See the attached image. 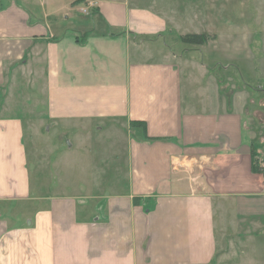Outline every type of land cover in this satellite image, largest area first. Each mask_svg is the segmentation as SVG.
<instances>
[{"label":"crops","instance_id":"1","mask_svg":"<svg viewBox=\"0 0 264 264\" xmlns=\"http://www.w3.org/2000/svg\"><path fill=\"white\" fill-rule=\"evenodd\" d=\"M259 21L264 0H0V264H264ZM102 150L121 179L67 175Z\"/></svg>","mask_w":264,"mask_h":264},{"label":"rangeland","instance_id":"2","mask_svg":"<svg viewBox=\"0 0 264 264\" xmlns=\"http://www.w3.org/2000/svg\"><path fill=\"white\" fill-rule=\"evenodd\" d=\"M253 7L254 6H252V8ZM247 12H250V11H247ZM251 14H252V16H251L252 17L251 26H252V34H253L254 26H255L254 25V20H253V17H254L253 16V11L251 12ZM246 22H247V20H246ZM255 30H256L257 43L254 44L253 49H252L253 50L252 53L256 54V59H253L251 61H247V60H249V59H247V57L248 58L249 57L250 58L253 57L250 54L251 52H249L248 50H243V52H240V54H241V58H242V61H243V63L241 65L243 67V70L245 69L244 74H243L244 80L247 81V82L254 83V84H256L259 87V86H264V29L260 25V21L257 23ZM244 61H246V62H244ZM115 64L117 66H116V68H113V69L115 71H118L120 69L119 66L122 63L120 61H115L114 65ZM115 73H119V72H115ZM116 78H120V76L119 75H109L108 74V75H103V76L100 75L98 77V79H116ZM236 85H237V82H236ZM43 134L44 135L47 134L46 133V129H44ZM47 136H48V134H47ZM56 138H57V141L55 142ZM70 140H72L70 136H65V139H62V140H61V138H59V136H54L52 138V141L55 142L56 147L55 148H51V149H47V148H45V147L40 145L38 147L41 150V156L39 158L44 157L48 150H51V152L49 153V154H51V153L54 152L52 150H55L57 147H59V148H61V147L62 148L63 147H66V148L69 147ZM107 140H108L107 137H103V139H98L96 142L97 143L100 142V143H98L99 145L100 144L104 145V143H106ZM40 144H42V143H40ZM74 151H76V150H74ZM72 156H74L73 158H75V163L73 164V168L64 167V169L66 170L67 175L71 179H74V181H81V182H86L87 181L88 182V181L93 179V177L95 176L96 173H97L96 175H100L101 176L100 178H103L104 180L108 179L110 181H115L117 179H121L120 174L118 175V172L116 170H114V169L112 170L110 167H108L106 165H103L102 159L103 158L107 159L108 157H110V154L107 153L106 150L100 151L99 152V156H97V160L101 159V160H99V162H97L98 164L96 165L97 168H98V171H95L92 168L94 166H93V162H91L92 161L91 156L87 157L84 154L80 155V154H75V153ZM90 163H91V165H90ZM32 166H33V171H32L33 182L34 181L38 182L39 176L37 174H39V173H38V171H36L37 168L33 164H32ZM46 169H48V168H46ZM110 169H111V171H110ZM50 170H51V172H53L52 169H50ZM60 171H61V169H60ZM44 172L45 173H49L47 170H45ZM53 173H55L54 174L55 177L58 176L57 170H55ZM57 193H58V191H57Z\"/></svg>","mask_w":264,"mask_h":264},{"label":"trees","instance_id":"3","mask_svg":"<svg viewBox=\"0 0 264 264\" xmlns=\"http://www.w3.org/2000/svg\"><path fill=\"white\" fill-rule=\"evenodd\" d=\"M211 36L206 34H188L181 37V41L186 45H194V46H201L205 45L209 42ZM136 124V123H133ZM141 126H145V124H139ZM254 169V168H253Z\"/></svg>","mask_w":264,"mask_h":264},{"label":"built area","instance_id":"4","mask_svg":"<svg viewBox=\"0 0 264 264\" xmlns=\"http://www.w3.org/2000/svg\"><path fill=\"white\" fill-rule=\"evenodd\" d=\"M96 4L95 3H89V5L85 8L82 9L84 14L89 15L90 14V7H94Z\"/></svg>","mask_w":264,"mask_h":264}]
</instances>
